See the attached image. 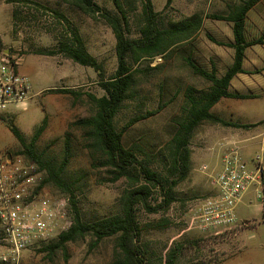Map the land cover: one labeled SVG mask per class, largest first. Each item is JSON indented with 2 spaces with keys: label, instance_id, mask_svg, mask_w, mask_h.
Listing matches in <instances>:
<instances>
[{
  "label": "rangeland",
  "instance_id": "1",
  "mask_svg": "<svg viewBox=\"0 0 264 264\" xmlns=\"http://www.w3.org/2000/svg\"><path fill=\"white\" fill-rule=\"evenodd\" d=\"M96 2L114 9L110 0ZM238 2L172 0L167 3V0H152L154 9L160 11V24L163 26H170L194 14L201 18L199 30L189 39L151 61L144 59L134 66V96L124 103L115 117L117 127L121 128L130 117L162 105L158 113L138 121L124 134L127 147H143L139 157H148L152 169L166 171V146L172 134L173 121L180 115L185 102L184 89L190 85L198 91L209 85L186 64L187 55L191 54L208 70L214 63L220 74L231 63L233 49L212 42L207 35L221 40L232 39L231 23L210 15L227 13ZM134 4L129 11L132 36L138 34L142 20L140 0H134ZM53 10L61 12L64 18ZM69 27L78 29L88 51L102 64L104 76L110 77L117 68L116 39L103 18H91L62 0H0V47L20 56L18 69L28 76L31 85L30 98L0 111V152L21 153L23 150L8 122L17 126L25 142L29 143L36 127L46 116L47 126L36 141L35 149L53 163H60L68 132L72 146L68 174L78 178L77 193L83 218L92 220L120 213V196L126 182L124 179L110 180L109 170L101 166L100 161L91 159L82 129L71 125L80 117L93 113L89 94L99 97L104 93L98 72L62 53H38L40 49L56 51L58 40ZM246 35L248 38L264 35V0L248 12ZM244 63L249 70L260 71L249 73L242 85L238 83L236 88L230 89L256 96L225 99L212 112L237 122L242 113L252 118L261 114L262 118L256 125L264 129V122H260L264 120V43L247 48ZM57 88L73 92L49 90ZM230 128L211 121L201 122L190 140L191 170L187 178L175 187V200L167 209L156 212L137 206L140 244L147 264H160L173 247L178 252L174 264H264V217L262 206L251 189L244 193L237 205L238 220L230 228L202 230L194 209L197 202L214 193L215 163L206 157V152H213L212 144L228 136L226 131ZM249 128L251 126L245 130ZM262 136L259 134L254 139L235 144L248 163L259 151ZM225 145L214 147L218 149L217 160H221ZM203 164L206 168L202 167ZM45 190L53 197H66L52 185H45ZM195 240L197 242L192 243ZM120 257L114 237L96 242L89 233L66 243L64 251L58 249L48 253L39 247L26 250L18 264H117Z\"/></svg>",
  "mask_w": 264,
  "mask_h": 264
},
{
  "label": "trees",
  "instance_id": "2",
  "mask_svg": "<svg viewBox=\"0 0 264 264\" xmlns=\"http://www.w3.org/2000/svg\"><path fill=\"white\" fill-rule=\"evenodd\" d=\"M74 10L85 13L91 18H103L110 26L115 39L117 68L110 77L103 74L102 64L87 49L83 37L78 29H66L55 50L40 49V54L62 53L73 61L92 67L101 77L100 85L104 93L95 97L89 94L94 106L91 115L80 117L72 124L82 129L83 139L90 151L93 161H100L111 174L110 180L124 179L126 186L120 196L121 211L108 217L85 220L80 207L77 182L78 178L68 174V164L72 157L71 138L66 133L64 138L63 157L60 163H53L35 149V143L47 126V117L36 127L29 143L25 142L22 132L17 126L8 122L10 131L23 146L20 151L27 158L35 161L44 171L42 185H52L68 199V212L71 219L69 228L62 231L55 239L41 245L39 250L53 253L58 249L65 250L66 243L92 234L95 241L114 237L121 257L117 264H147L145 251L140 244L141 229L136 217V208L141 205L149 212L167 209L175 200L174 189L184 181L191 170L190 140L196 127L203 121L220 123L225 126L248 128L258 123H240L226 120L211 111L212 106L221 98H250L256 95L233 91L230 81L237 73H256L243 67L246 49L264 43V35L248 38L246 35V18L248 12L261 0H239L224 14H211L215 19L231 23L232 39L221 40L208 34V38L222 46L233 49L232 63L221 75H217L214 66L208 70L197 63L191 54L185 58L186 64L192 72L208 83L205 89L198 91L188 85L184 89L185 102L181 113L174 119L172 134L167 142L166 171L159 172L152 169L148 157L140 158L143 147L129 148L124 143L125 132L135 123L148 118L162 109L158 105L155 109L130 117L121 128H118L115 117L124 103L134 94V66L141 60H153L157 55L170 51L176 44L189 39L201 26V18L194 14L186 19L177 21L170 26L160 24V11L154 9L152 0H140L141 25L136 36L130 34L129 11L134 8V0H110L114 7L110 10L96 0H62ZM172 0H167L170 3ZM127 5V6H126ZM57 16L64 15L53 10ZM67 26V25H66ZM63 92H73L70 89L57 88ZM260 122H264L261 120ZM147 155V154H145ZM264 217V205L262 206ZM197 241H192L196 243ZM178 247V246H177ZM182 247V246H180ZM179 248V247H178ZM178 252L171 248L164 261L160 264H174ZM150 264H153L152 262Z\"/></svg>",
  "mask_w": 264,
  "mask_h": 264
},
{
  "label": "built area",
  "instance_id": "3",
  "mask_svg": "<svg viewBox=\"0 0 264 264\" xmlns=\"http://www.w3.org/2000/svg\"><path fill=\"white\" fill-rule=\"evenodd\" d=\"M20 61L19 55L0 47V111L30 98V81L19 71ZM43 178L44 171L24 154L0 152V264H18L24 251L50 242L69 228L67 197L50 195ZM213 184L214 193L194 208L202 230L234 225L236 207L248 189L263 206L264 134L250 163L234 143L225 145Z\"/></svg>",
  "mask_w": 264,
  "mask_h": 264
},
{
  "label": "crops",
  "instance_id": "4",
  "mask_svg": "<svg viewBox=\"0 0 264 264\" xmlns=\"http://www.w3.org/2000/svg\"><path fill=\"white\" fill-rule=\"evenodd\" d=\"M233 52V51H232ZM246 53V52H245ZM246 55V54H245ZM232 59H233V53H232ZM246 60V56H245V59L244 61ZM243 61V67L248 69L247 66L245 65ZM231 63H232V60H231ZM230 63V64H231ZM229 64V65H230ZM228 65V66H229ZM211 66H214L215 68V71L217 73V75H221L220 73L217 72V68L215 66V64H211ZM227 66V67H228ZM226 69V68H225ZM246 76H249V74L247 73H237L236 75H234L230 81V88L234 89L236 88L235 86L238 85V83H240L241 85L243 84L244 80H246ZM234 91V90H233ZM239 91V90H237ZM225 99H229V98H221L217 103H215L212 108H211V111L215 108L216 105H218L220 102H222L223 100ZM239 99V98H238ZM250 100H255V98H251ZM233 104H235L233 102ZM243 115L240 116V120L238 122L240 123H250V124H254L256 123L259 119L262 118L261 114H258L256 118H252V116H246L245 113H242ZM231 127L230 129H228L226 131L227 134H229L228 136L224 137V138H221L219 139L216 143H214L215 145L212 144V148H213V152H206V157L209 159V160H212L215 164L213 165L214 169H213V172H217L220 170L221 168V160H217V156H218V152L215 150L214 147H216V145H225L226 143H234V144H240L242 143L243 141H247L249 139H254L257 137V135L259 134H264V129H262L261 127H258V125H254V126H251V128H249L248 130H245L244 127H237V126H229ZM251 130V131H250ZM248 133V134H247ZM216 141V140H215ZM259 143H260V140H259ZM202 155V154H201ZM205 164H203L204 166ZM202 166V167H203ZM215 189H213L214 191Z\"/></svg>",
  "mask_w": 264,
  "mask_h": 264
}]
</instances>
